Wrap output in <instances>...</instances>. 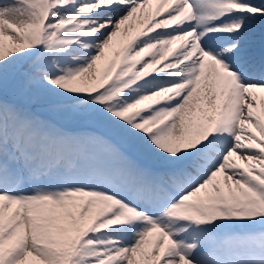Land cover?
Returning <instances> with one entry per match:
<instances>
[{
  "label": "snow or ice",
  "instance_id": "6c2138e0",
  "mask_svg": "<svg viewBox=\"0 0 264 264\" xmlns=\"http://www.w3.org/2000/svg\"><path fill=\"white\" fill-rule=\"evenodd\" d=\"M0 264H264V0H0Z\"/></svg>",
  "mask_w": 264,
  "mask_h": 264
}]
</instances>
